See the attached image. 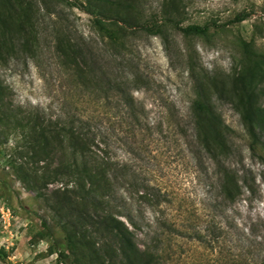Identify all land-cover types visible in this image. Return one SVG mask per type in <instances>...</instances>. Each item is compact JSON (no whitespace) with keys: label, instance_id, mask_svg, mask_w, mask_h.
Wrapping results in <instances>:
<instances>
[{"label":"rangeland","instance_id":"374dc122","mask_svg":"<svg viewBox=\"0 0 264 264\" xmlns=\"http://www.w3.org/2000/svg\"><path fill=\"white\" fill-rule=\"evenodd\" d=\"M111 2L104 3L101 19L106 24L114 20L121 31L108 27L105 36L93 24L98 0L90 5L87 0H0L1 110L39 107L55 117L66 103L68 109L95 117L111 156L127 162L155 191L159 187L165 192L168 201L161 196L153 207L134 201L148 220L181 219L221 230L213 246L173 240L174 255L161 264H264V0H129L133 7L126 12ZM239 12L248 17L230 22ZM144 22L163 24L162 33L141 29L138 25ZM174 22L181 27L223 25L186 35L172 27ZM62 36L78 44L83 40L91 53L102 56V63L88 60L98 74L114 70L110 56L126 59L124 69L139 77L132 90L143 106L138 121L104 106L102 99L95 103L90 95H81L72 68L55 52ZM107 36L124 47H115ZM199 88L211 95L217 113L232 129L224 160L243 192L231 187L230 200L219 192L210 161L192 159L191 136L184 132L190 131L187 117ZM248 110L260 121V143L251 144L244 120ZM26 118L19 125L0 120V264H57V252H63L67 264H92L81 255L79 243L69 246L56 226L52 207L65 199V186L35 185L29 178L40 170L32 162ZM134 233L141 246L142 234Z\"/></svg>","mask_w":264,"mask_h":264},{"label":"trees","instance_id":"16d2710c","mask_svg":"<svg viewBox=\"0 0 264 264\" xmlns=\"http://www.w3.org/2000/svg\"><path fill=\"white\" fill-rule=\"evenodd\" d=\"M91 1L87 0V3L90 5ZM98 1L101 2L100 6L93 5L99 13L93 18V24L101 34L107 32L108 27H116L120 32L121 27L119 29L114 20L106 24L100 16L106 15L103 12L106 9L104 3H112L111 0H103L104 3ZM113 2L125 12L133 7L129 0ZM69 4L75 7L79 5L84 12L95 14L90 7L85 8L76 2ZM247 17V13L239 12L230 22L243 21ZM161 20L172 19L162 16ZM222 25L204 23L181 27L174 22L172 27L186 35H195L206 34L209 27ZM138 26L151 34H161L163 28V24L157 22H144ZM108 39L115 47H124L115 37L109 36ZM89 48L88 43L81 40L78 44L69 36L60 37L55 44V52L62 59V64L67 69L72 68L69 70L80 85L82 96L90 95L95 103L102 99L104 106L124 112L128 118L138 121L139 116H143V106L135 99L132 90L139 77L124 69V57L117 59L115 55L110 56L109 61L114 70L98 74L88 60L102 63V56L97 57ZM197 92L198 98L192 103L190 117H187L190 131H184L186 136H191L192 159L202 162L201 158L204 157L210 161L220 185L219 192L230 200L231 187H236L239 194L243 192V186L233 182L236 172L226 166L224 160L230 153L228 139L232 129L217 113L216 102L211 95L206 94L202 88ZM1 94L0 89V101ZM66 107L64 103L55 117L39 107L26 111H3L0 107V120L11 119L19 125L23 117H27L31 158L40 170V174L36 169L29 178L35 185L42 181L44 184L59 182L65 186L62 191L65 199L56 202L57 206L54 205L52 209L58 216L56 226L64 232L69 246L74 242L79 243L81 255L92 264H161L173 257L174 252L170 250L173 240L182 238L207 247L218 242L220 229L187 225L181 219L160 222L158 216L148 220L143 214V208L135 206L134 201L153 207L162 200L160 197H164L165 192H161L159 187L155 191V187L138 178L127 162L111 156L110 146L102 138L95 117L85 116L84 112L80 114ZM248 112L244 120L252 138L251 144L260 143L257 130L260 121L252 111ZM57 153H60L61 158L54 162ZM164 200L168 201L166 196ZM135 231L144 238L141 246L134 240ZM60 263L67 264L63 252H57V264Z\"/></svg>","mask_w":264,"mask_h":264}]
</instances>
